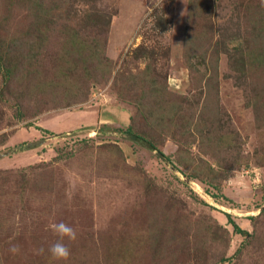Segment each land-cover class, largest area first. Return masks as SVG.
Returning a JSON list of instances; mask_svg holds the SVG:
<instances>
[{"label": "rangeland", "instance_id": "1", "mask_svg": "<svg viewBox=\"0 0 264 264\" xmlns=\"http://www.w3.org/2000/svg\"><path fill=\"white\" fill-rule=\"evenodd\" d=\"M0 264H264V0H0Z\"/></svg>", "mask_w": 264, "mask_h": 264}, {"label": "clouds", "instance_id": "2", "mask_svg": "<svg viewBox=\"0 0 264 264\" xmlns=\"http://www.w3.org/2000/svg\"><path fill=\"white\" fill-rule=\"evenodd\" d=\"M51 229L59 236V240L48 249L51 258L54 261L67 262L71 257V251L64 241L67 239L68 241L75 242L78 239V233L74 227L63 221L53 223ZM9 251L13 255H17L21 253V248L16 244H11Z\"/></svg>", "mask_w": 264, "mask_h": 264}, {"label": "trees", "instance_id": "3", "mask_svg": "<svg viewBox=\"0 0 264 264\" xmlns=\"http://www.w3.org/2000/svg\"><path fill=\"white\" fill-rule=\"evenodd\" d=\"M228 217V216H227ZM229 218V217H228ZM235 232L240 235H244L246 231L242 230L239 226H235Z\"/></svg>", "mask_w": 264, "mask_h": 264}, {"label": "water", "instance_id": "4", "mask_svg": "<svg viewBox=\"0 0 264 264\" xmlns=\"http://www.w3.org/2000/svg\"><path fill=\"white\" fill-rule=\"evenodd\" d=\"M133 138H135V137L133 136Z\"/></svg>", "mask_w": 264, "mask_h": 264}]
</instances>
